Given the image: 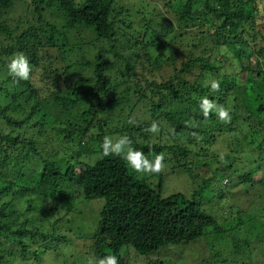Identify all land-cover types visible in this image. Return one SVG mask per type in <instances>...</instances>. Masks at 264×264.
Here are the masks:
<instances>
[{
  "label": "trees",
  "instance_id": "trees-1",
  "mask_svg": "<svg viewBox=\"0 0 264 264\" xmlns=\"http://www.w3.org/2000/svg\"><path fill=\"white\" fill-rule=\"evenodd\" d=\"M156 1L0 0V73L17 53L31 69L0 81V264L55 250L67 236L47 217L76 196L98 202L92 264H127L123 251L238 264L264 243V0ZM203 97L230 119L205 117ZM106 136L162 155L159 171L132 168L127 148L104 156ZM166 175L182 187L164 189Z\"/></svg>",
  "mask_w": 264,
  "mask_h": 264
},
{
  "label": "rangeland",
  "instance_id": "rangeland-1",
  "mask_svg": "<svg viewBox=\"0 0 264 264\" xmlns=\"http://www.w3.org/2000/svg\"><path fill=\"white\" fill-rule=\"evenodd\" d=\"M24 1V0H22ZM79 2L80 0H75ZM82 1V0H81ZM119 3L125 5L128 8L134 9L139 8V4L141 3H148L153 5L162 6L156 0H116ZM24 3V2H23ZM156 3V4H155ZM150 4V5H151ZM150 11V10H149ZM19 9V5L16 6V9L10 14V17L13 19H24V13H22ZM148 15V14H147ZM151 15H148L147 18H150ZM156 22L152 24V26L156 29L163 28L162 24H157V17ZM177 29V28H176ZM76 56H80V54H76ZM4 76H9L7 74V66L2 68L0 73V81ZM251 131V132H250ZM253 130H248V134L252 133ZM115 139V137H112ZM166 179L165 183L168 182L169 185H165L168 187L169 191H174L177 188L182 187L184 180L179 177L174 178L173 176L166 175L164 176ZM166 192V191H165ZM23 203V202H22ZM38 200H34L33 205H36ZM53 201L48 199L45 202H42L40 206L42 209H38V211L27 213L28 216L36 217L38 216L41 218L42 210H45L46 215L49 214L48 209L53 207ZM74 208L71 212L67 213L63 210L59 211L58 213L53 212L52 216L47 217L49 222L51 223L53 220L58 219V228L62 229V233H66V238L61 240L57 243L55 250L51 248L50 250H40L38 253L37 260H32V258L28 259L26 264H92L93 258L88 249V238H91L90 234L93 232L96 226L97 214H98V202H86L81 197L76 196L73 200ZM20 207H16L15 209H20V213H23L22 217L26 214L25 212V205L21 204ZM22 209V210H21ZM35 210V209H34ZM45 216L43 215V218ZM42 218V219H43ZM42 222L41 219H37L36 223ZM79 234L81 238L79 237ZM80 239H84V245H80ZM87 239V240H86ZM193 245V244H192ZM190 245V247L192 246ZM259 245L256 249H252L249 254L243 257V259L238 258V264H264V243H258ZM189 247V248H190ZM194 249V247H192ZM222 250V249H221ZM132 251V250H131ZM170 252V253H169ZM171 254V251L162 250V255L166 256ZM123 257L126 259L127 264H145V258L138 257L137 254L132 252L123 251ZM226 256V254H224ZM139 258V259H138ZM161 260H165L166 263L175 262V264H186L185 261L181 259H170V258H161ZM178 260V261H177ZM228 261V259H227ZM226 261V262H227ZM233 264H237L233 260Z\"/></svg>",
  "mask_w": 264,
  "mask_h": 264
},
{
  "label": "clouds",
  "instance_id": "clouds-1",
  "mask_svg": "<svg viewBox=\"0 0 264 264\" xmlns=\"http://www.w3.org/2000/svg\"><path fill=\"white\" fill-rule=\"evenodd\" d=\"M30 65L28 58L22 53H17L7 63V74L18 78L19 80L29 79ZM205 84L210 86L211 89H217L219 83L216 80H206ZM200 108L202 109L203 115L208 116L209 111H215L218 118L221 120H228L229 112L222 106L216 105L213 101H210L207 97H203L200 100ZM148 131L155 133L158 130L157 124L153 122L149 125ZM131 141L127 136H119L113 139L112 137L106 136L101 143L102 153L104 156H109L110 153L113 155H118L124 152L125 148L127 151L125 153V159L129 165L137 171L143 172H156L159 171L161 167V161L163 160L162 155H157L152 162H149L143 154L131 148ZM97 264H117V257L115 255H108L100 258Z\"/></svg>",
  "mask_w": 264,
  "mask_h": 264
}]
</instances>
